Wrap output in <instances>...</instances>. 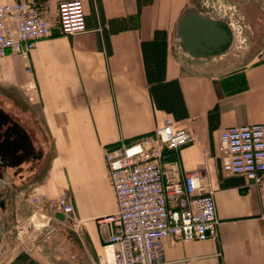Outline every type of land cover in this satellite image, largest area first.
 <instances>
[{"label":"crops","instance_id":"obj_1","mask_svg":"<svg viewBox=\"0 0 264 264\" xmlns=\"http://www.w3.org/2000/svg\"><path fill=\"white\" fill-rule=\"evenodd\" d=\"M12 1L32 2L56 22L57 4L66 0L0 4ZM80 1L84 32L65 36L53 26L26 57L7 52L0 61V179L9 193L0 197V263L9 252L40 249V241L26 242L28 223L39 217L44 232L50 221H66L70 231L57 232L47 244L51 255L37 264H98L109 232L102 220L116 210L104 150L170 118L192 140L166 161H176L181 173L203 175L218 223L215 238H165V264H264V174L255 184L223 171L217 149L222 129L264 122V57L235 66L226 49L185 55L173 32L193 0ZM152 40L165 41L162 83H174L179 95L168 109L154 104L145 74L141 43ZM61 193L72 207L67 220L31 203Z\"/></svg>","mask_w":264,"mask_h":264},{"label":"built area","instance_id":"obj_2","mask_svg":"<svg viewBox=\"0 0 264 264\" xmlns=\"http://www.w3.org/2000/svg\"><path fill=\"white\" fill-rule=\"evenodd\" d=\"M56 15V22H50L29 1L0 4V61L7 52L26 57L33 42L48 36L53 26L65 36L86 30L80 0L59 2ZM191 140L189 131L165 118L151 132L104 150L116 210L102 220L109 232L96 255L98 264H165V238L183 242L215 238L218 219L203 175L181 173L176 161H166L169 152ZM217 149L223 171L261 182L264 122L222 129ZM31 203L50 217L72 210L64 193L55 198L34 196Z\"/></svg>","mask_w":264,"mask_h":264},{"label":"rangeland","instance_id":"obj_3","mask_svg":"<svg viewBox=\"0 0 264 264\" xmlns=\"http://www.w3.org/2000/svg\"><path fill=\"white\" fill-rule=\"evenodd\" d=\"M189 5L227 24L231 39L224 54L235 66L254 62L264 57V0H193ZM8 194L6 187H0L1 200L3 198L7 200ZM2 208L0 207V215ZM41 220L37 217L34 222L28 223L26 238V242L29 243L30 240L40 241V249L34 247L36 249L34 253H26L24 248L18 252H9L0 264H37V260L48 258L51 255L53 246L49 249L47 244L52 242L57 232L70 231V225L66 221L62 223L63 225L50 221L47 227L49 230L44 232L41 230ZM29 253L33 256H29Z\"/></svg>","mask_w":264,"mask_h":264},{"label":"water","instance_id":"obj_4","mask_svg":"<svg viewBox=\"0 0 264 264\" xmlns=\"http://www.w3.org/2000/svg\"><path fill=\"white\" fill-rule=\"evenodd\" d=\"M222 20L202 13L193 6L187 5L177 18L174 32V45L189 57H210L221 54L230 42V35ZM2 181L0 179V187ZM53 216L59 221L67 220L61 212ZM2 227L0 224V234Z\"/></svg>","mask_w":264,"mask_h":264},{"label":"trees","instance_id":"obj_5","mask_svg":"<svg viewBox=\"0 0 264 264\" xmlns=\"http://www.w3.org/2000/svg\"><path fill=\"white\" fill-rule=\"evenodd\" d=\"M142 57L147 81L151 83L150 91L153 102L158 107L168 109L179 101L174 83L163 84L165 41L152 40L141 43Z\"/></svg>","mask_w":264,"mask_h":264}]
</instances>
